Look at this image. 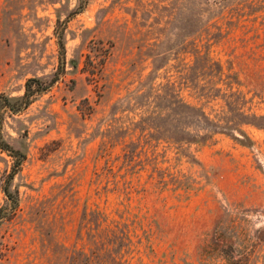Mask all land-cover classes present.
<instances>
[{
  "label": "rangeland",
  "instance_id": "1",
  "mask_svg": "<svg viewBox=\"0 0 264 264\" xmlns=\"http://www.w3.org/2000/svg\"><path fill=\"white\" fill-rule=\"evenodd\" d=\"M59 38L1 124L0 264H200L219 222L264 264V0H0V95Z\"/></svg>",
  "mask_w": 264,
  "mask_h": 264
},
{
  "label": "trees",
  "instance_id": "2",
  "mask_svg": "<svg viewBox=\"0 0 264 264\" xmlns=\"http://www.w3.org/2000/svg\"><path fill=\"white\" fill-rule=\"evenodd\" d=\"M58 47H59V55H60V67L51 80H49L48 82L42 81L37 78L28 80L25 84L24 94L16 99H10L3 94L0 95V150L6 152L15 161L14 162L15 165L13 166L12 171L6 177L7 178L6 182L10 181L15 175L18 166L21 164V162L24 159V154L14 150L11 146L5 144L4 141L2 140L1 124L3 122V118L6 113L15 115L23 112L31 104L35 96L42 94L43 92L48 90V88L56 82L59 75L64 72L65 51H64V44L62 43L60 38L58 40ZM176 104L177 103H172L171 107L173 108V106H175ZM180 109H183L182 111H180V114L173 113V109L170 110V118L172 119V121L179 122L185 119V117H188L189 111L192 109V107L183 103ZM201 117L206 119V115L203 112L201 114ZM182 124L183 125L179 126L178 128L181 130V132H187L188 128L184 126V122H182ZM196 143H198V141ZM4 192L8 195V197H10L6 186L4 187ZM10 210H13L12 206L10 207ZM231 230L234 231L233 226L228 227L222 222H219L215 226L212 232L211 240L200 249V254H199L200 264H239L237 261L234 260V258L231 255L232 252H235L236 250L234 245L232 244L229 246L225 245V240L228 239L227 235L231 236L230 234ZM228 240L231 241V238ZM239 247L241 248L240 251L244 253L241 258H243V260L245 259L250 261V256L252 251L248 252L247 246L245 247L240 245ZM245 264H248V262H245Z\"/></svg>",
  "mask_w": 264,
  "mask_h": 264
}]
</instances>
